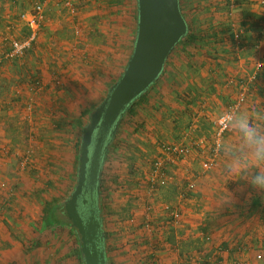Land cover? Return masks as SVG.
Masks as SVG:
<instances>
[{
    "label": "crops",
    "instance_id": "obj_1",
    "mask_svg": "<svg viewBox=\"0 0 264 264\" xmlns=\"http://www.w3.org/2000/svg\"><path fill=\"white\" fill-rule=\"evenodd\" d=\"M33 1H42L44 4L45 21L40 33L46 35L43 39L50 38L51 32L54 31L51 23H55L61 15L57 11L58 5L52 0ZM30 4L27 0H0V264H84L83 260L78 259L74 250L76 246L70 238L71 228L57 223L52 227L48 226L42 220L43 208L34 203L39 195L35 192L32 182L26 181L25 174L15 176L18 175L14 168L18 161L16 152L21 149L24 138L26 139L27 136L38 138L40 131L35 125L37 122L43 123L44 120L47 122L51 119L47 118L49 104L54 111L59 112L60 109L65 108L62 105L73 93L69 87L66 88L67 90L54 87V74L60 67L58 60L51 65L52 60L49 57L56 58L59 52L53 51L50 47L42 48L41 45L38 49H31L30 51H33L31 55L27 52L23 58L15 61L2 58L7 37L12 34L15 36L17 33L15 23L19 22V13L28 10ZM228 7L230 13L224 23L230 25L228 39L224 38L227 44L225 48L218 50L209 48V51L208 47L192 49L195 57L191 60L182 57V52L185 53L186 49L181 48V52L173 58L174 63H170L167 58L161 75L146 90V98L152 96L151 104L155 107L153 112H160L161 117L174 121L173 124L167 125V129H162L165 131L164 137L167 141L176 137V141L187 139V142L195 143L194 150L187 158L175 161L164 157V165L169 174L168 185L159 193L155 194L153 191L150 196H146L147 199L153 197L151 202L154 207H160L161 203L178 198L176 205L179 207L174 206L173 203L169 204L177 208L184 217L180 227H171L165 222L168 214L161 206L160 212L155 217L162 223L164 231L154 227L153 232H148L144 230V222H142V230L146 234L144 253L149 264H152L153 260H157L159 264L203 262L264 264V258L262 261L253 259L259 251L264 256V217L258 212H253L258 214L259 223L261 222L260 225L255 226L249 220L253 213H249L246 209L247 198L253 190L246 182L228 181V176L221 172L225 162L223 156L222 159L217 158L214 166L217 167L213 168L210 175H206L205 171H201L202 169L199 173L196 162L198 155L205 159L209 156L211 133L208 136H199L198 133L196 135L195 128L209 119L213 121V133L216 117H211V114L218 115L222 112L237 92L239 95L245 94L246 108L249 110L264 109V0H230ZM46 24L50 32L48 30L45 32ZM234 25L241 26L245 30L240 43L231 38ZM179 59H182L183 63L176 62ZM174 66L177 69L173 68ZM72 69L74 68L70 70ZM33 75H38L46 83L41 95L31 94L30 87L27 86L29 78ZM78 79L76 72L66 74L67 81ZM63 81L61 79L58 86H65L66 83ZM151 92L152 95L149 94ZM161 104L163 107L160 106ZM27 105L32 106V112L26 109ZM158 107H160L159 111L156 109ZM42 113L46 117L40 120ZM189 120L193 123L191 124ZM227 134V138L231 136L235 139L234 133ZM156 154L153 161L163 157L161 146ZM218 160L220 161L217 164ZM190 178H195V188L189 199L179 196L182 199L180 200L178 194L183 185L188 180H192ZM13 184L20 185V194L12 199L7 191L9 185ZM224 188L234 196L231 205H225L223 202ZM203 215L204 217L201 218ZM146 217L149 218L153 228L156 221L150 214V208L144 213V221ZM44 224L48 230L62 225L66 228V232L68 231L65 248L68 250L72 248L73 254L65 257L64 261L61 260L63 256L59 259L55 255L52 258H42L39 248H35L34 243H37L35 237L39 238L44 233L48 239L51 237L50 232L43 231ZM196 226L197 230H201L199 233L196 232ZM102 228L106 243L105 231L108 230L103 222ZM198 236L201 240L211 239V244L207 243L205 247L202 243L198 245L194 242L193 247L185 246L189 239L194 240ZM149 240L155 244L154 251L148 244ZM58 249L59 246L54 242L55 253ZM136 252L137 249L129 247L126 255L129 264L133 260L137 261L134 257L137 256ZM136 261L133 264H137ZM106 262L108 263L107 259Z\"/></svg>",
    "mask_w": 264,
    "mask_h": 264
},
{
    "label": "rangeland",
    "instance_id": "obj_2",
    "mask_svg": "<svg viewBox=\"0 0 264 264\" xmlns=\"http://www.w3.org/2000/svg\"><path fill=\"white\" fill-rule=\"evenodd\" d=\"M52 1L58 5L57 11L61 15L55 23H51L54 31L51 32L50 38L43 39L46 35L40 33V38L38 36L37 41L31 49L35 50L43 45L42 48L50 47L53 51L59 52L58 55L60 57L57 55L56 58L49 57L52 60L51 65L58 60L60 67L58 71H55L57 74H54V87L65 90L69 87L73 93L64 102L65 104L62 105L65 108L63 110L60 109L59 112L57 110L54 111L51 108L52 105L49 104L50 108L47 114L49 117L47 118L51 119L47 122H44L46 121L44 120L43 123L37 122L35 125L40 131L38 138L27 136L26 139L24 138L22 146L20 145L21 149L16 152L18 160L19 158L27 159L25 169L20 168L18 161L14 168H16L15 172L18 174L15 176L25 174L26 181L32 182L35 192L40 198V200L38 198L34 202L36 205L38 204L40 208H43L46 202L57 199L58 205L61 204V207L55 214L59 220H67L63 205L76 184L79 156L77 145L80 147L81 137L84 132V130H80L77 122L83 121L85 128L89 122L90 113L101 103L110 86L118 80L125 68L135 39L137 3L136 0H71L76 10V13L72 15L64 8V0ZM27 2L31 3V6L34 1L27 0ZM228 6L229 4L225 5V0H181V10L183 11L185 20L189 23V26L191 25L197 36L200 37L195 42L197 46L187 47L188 50L185 53L182 52V57L190 58L189 60L195 57L192 54V49H206L205 47H208L209 51V48H211L210 50L213 48H217V50L222 49V47L225 48L227 44L224 38L228 39L230 25L224 23L230 13ZM15 24L17 33L15 36L13 34L8 36V39L11 37L21 38L26 33L20 21ZM238 28H241V26L234 25L232 30ZM45 29V32L49 31L47 24ZM208 35L211 37L208 38ZM183 47L181 43H178L174 47L168 57L170 63H174L173 58H175L177 53L181 52V48ZM30 50L28 52L31 55L33 51ZM176 62L183 63V60L179 59ZM72 67L74 69L70 70ZM173 68H176V66ZM72 71L76 72L79 79L70 82L66 80V74H71L73 73ZM61 79L66 83L63 87L58 86ZM27 86L30 87L31 94L36 96L43 94L46 83L38 75H33L29 78ZM237 93L225 105L222 112L237 99L239 95ZM149 94L152 95L153 93ZM146 95L136 106L137 111L135 114H124L111 142L112 149L108 150L102 167L99 184L102 187L100 189V203L98 202V206L100 204L102 222L106 230H108L105 231L106 243H104V248L106 247V259L108 260L107 264H129L126 260L129 247L137 249L135 253L137 256H134L137 261L133 260L131 264L135 261L137 264H149L144 253L146 234L142 230L145 211L150 208V214L156 221L152 229L155 227L158 230L164 231L162 223L159 222V219L155 215L160 212L161 206L164 207L169 203H173L174 206L179 207V205H176L178 198H174L171 202L161 203L160 207H154V204L151 202L153 197L150 199L146 197L152 194L148 193L149 179L147 178L151 172L152 162L157 155L156 152H158L159 146L177 142L176 137L167 141L164 137L165 131L162 130L167 129V125L173 124L174 121L161 117L160 112H153L155 107H152L151 104L153 102L152 96L146 98ZM166 100H168L167 96ZM95 105L96 107H94ZM160 106L163 107L162 104ZM244 107H247L246 97L240 108ZM26 109L30 112L33 111L31 105H27ZM156 109L159 111L160 107ZM222 112L216 115L219 116ZM44 115L42 113L39 119L45 118L46 116ZM216 115L211 114V117L217 118ZM189 121L191 124L193 123L191 120ZM204 121L205 123L199 124L195 128L196 135L208 136L210 133L212 134L213 121L209 119ZM226 134L225 138H227ZM35 140L37 141L36 143ZM218 158L222 159V155L219 154ZM205 160L204 157L197 156L196 162L199 173L202 169L201 171H205L206 175H210L213 168L215 169L217 166L205 170L202 167V162ZM221 172L223 175L228 176L225 173L224 167L221 169ZM166 174L169 177L167 170ZM171 175L173 176V174ZM192 180H195V178ZM167 185L168 183L165 186H156L152 192L154 191L155 194L159 193ZM19 187L20 185H9L7 192L10 198L13 199L20 194ZM249 188L253 191L256 190L251 186ZM191 192L183 199L187 200ZM179 196L180 194H178ZM179 199L182 200L180 197ZM154 202L156 203V201ZM257 215L253 213L249 219L255 226L261 223H259L260 218ZM181 217L184 218L183 215ZM203 217L204 215L201 216V218ZM195 228L197 233L201 231L197 230V226ZM42 229L43 231L50 232L51 236L48 239V236H45L44 233L39 238L35 237L37 243L35 242L34 246L36 249L39 248V254L42 258H52L55 255L59 259L63 256L61 260L64 261L65 257L73 254L72 248H69V250L65 248L68 231L66 232L64 226L58 225L56 228L48 230L46 224H44ZM70 238L74 241V245L76 246L74 250L76 251L78 244L72 230H70ZM205 240H201L198 236L194 240L189 239L185 243V246L187 248L193 247L194 242L198 245L202 243V246H205L207 243L211 244V239L207 240L205 238ZM54 242L59 246L56 253L53 250ZM258 253L262 254L260 251ZM263 258L264 256L259 260L255 259V257L253 259L255 261H262Z\"/></svg>",
    "mask_w": 264,
    "mask_h": 264
},
{
    "label": "water",
    "instance_id": "obj_3",
    "mask_svg": "<svg viewBox=\"0 0 264 264\" xmlns=\"http://www.w3.org/2000/svg\"><path fill=\"white\" fill-rule=\"evenodd\" d=\"M137 24L132 52L118 80L90 113L80 143L75 187L64 202L75 228L84 264H106L104 232L98 209L100 176L111 142L127 108L161 75L171 51L185 37L188 25L179 0H136ZM107 142L103 144L104 139ZM88 197L81 199L83 194ZM93 208L85 216L78 201Z\"/></svg>",
    "mask_w": 264,
    "mask_h": 264
},
{
    "label": "built area",
    "instance_id": "obj_4",
    "mask_svg": "<svg viewBox=\"0 0 264 264\" xmlns=\"http://www.w3.org/2000/svg\"><path fill=\"white\" fill-rule=\"evenodd\" d=\"M63 6L72 15L76 13L73 1L71 2V0H64ZM18 19L25 28L26 33L21 38H7L8 40L6 41V47L2 52V58L4 60L15 61L23 58V56L28 52V50L32 48L34 43L37 41V38L40 34V31L42 30L43 23L45 21V9L43 2L35 1L34 3H32L31 7L28 10L19 13ZM244 34L245 30L242 27L234 29L232 32L234 41L240 43L243 39ZM244 100L245 94H240L237 99L229 104L227 106V109L222 113H225L232 107H240L243 104ZM227 119L228 117L226 115L221 114L215 119V128L213 130V133L211 134L212 138L209 156L204 162H202V167L205 170H208L216 165L217 158L220 154L216 149L220 143L221 135L223 134V136H225V134L229 132L225 131V129L228 128V125L226 123ZM194 148L195 143L186 142V140L162 145L161 153L163 157H159L153 161L151 172L147 178L149 179L148 193L151 194L152 190H154L156 186H165L169 181V177L166 174V168L164 165L165 158H168L169 160L175 159V161H177L178 159L182 160L184 158H187L192 153ZM18 162L20 164V168L25 169L24 167L27 164V159L19 158ZM194 187V180L187 181L179 192L180 197L184 198L189 192L194 189ZM163 209L168 214V218L165 221L166 224H169L174 228L180 227L182 222L181 212L177 208L173 207V205L169 204L165 205ZM143 228L148 232H152V226L148 217H146V220L143 223ZM148 244L152 251H154V242L152 240H149ZM262 256V254L256 253L254 257L255 259L259 260L262 259ZM152 264L159 263L157 262V260H153Z\"/></svg>",
    "mask_w": 264,
    "mask_h": 264
},
{
    "label": "clouds",
    "instance_id": "obj_5",
    "mask_svg": "<svg viewBox=\"0 0 264 264\" xmlns=\"http://www.w3.org/2000/svg\"><path fill=\"white\" fill-rule=\"evenodd\" d=\"M221 115L228 117L225 131L235 135L233 139L222 134L216 149L225 158L228 181H243L264 193V109L232 107ZM222 199L225 205L234 202L226 188Z\"/></svg>",
    "mask_w": 264,
    "mask_h": 264
},
{
    "label": "trees",
    "instance_id": "obj_6",
    "mask_svg": "<svg viewBox=\"0 0 264 264\" xmlns=\"http://www.w3.org/2000/svg\"><path fill=\"white\" fill-rule=\"evenodd\" d=\"M229 2H230V0H225V5H228ZM179 6H180V10H181V0H179ZM181 13L183 15L182 10H181ZM183 17H184V15H183ZM184 19H185V17H184ZM187 25H188V32L185 35V37L183 39H181L179 42V43L183 44V46H184L183 48H185L186 50L189 47L196 45L195 42H197L198 39H200V37H198L197 34L192 29L191 25L189 26L188 22H187ZM210 37L211 36L208 35V38H210ZM231 38H233V36ZM146 94H147V92H144L143 94L138 96L135 100H133L132 103L127 108L126 114H128V115L129 114L130 115L135 114V112L137 111L136 106L138 105L139 101H141V99H143V97H145ZM94 107H96V105ZM77 125L80 128V130L85 129L83 121H81V120L78 121ZM77 149L79 152L80 149H79L78 145H77ZM111 149H112V143L110 144L109 150H111ZM101 187L102 186L100 185V189H101ZM98 202L100 203L99 198H98ZM57 205H58L57 199L46 202L43 209H42V220L50 227H52V225L56 224V223L57 224H63V225L70 227L71 230L73 231L75 237H76L75 240L77 241V244H78V247L76 249V254H77L79 260H83V257H82L81 252H80V241H79L78 234L68 219L67 220H59L58 219V217L56 216L55 213L61 207L60 206L61 204H59L58 206ZM98 209L100 211V217H101L102 210H101L100 204L98 206ZM246 209L249 211V213L258 212L259 214H261L264 217V193H262L258 190L251 192V194L248 196L247 201H246ZM101 220H102V218H101ZM201 264H208V263L203 262Z\"/></svg>",
    "mask_w": 264,
    "mask_h": 264
},
{
    "label": "flooded vegetation",
    "instance_id": "obj_7",
    "mask_svg": "<svg viewBox=\"0 0 264 264\" xmlns=\"http://www.w3.org/2000/svg\"><path fill=\"white\" fill-rule=\"evenodd\" d=\"M106 142H107V138L104 139L103 144H105ZM87 197H88V194L85 193V194H83V196L81 197V199L87 198ZM91 208H93V207H92V205H90V201L89 200L85 204H82L81 203V200L79 199V201H78V209L81 212H83V214L85 216L89 215V210L88 209H91ZM106 264H107V262H106Z\"/></svg>",
    "mask_w": 264,
    "mask_h": 264
}]
</instances>
